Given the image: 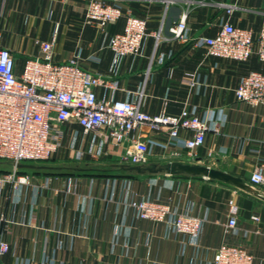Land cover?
Listing matches in <instances>:
<instances>
[{"label": "crops", "instance_id": "crops-1", "mask_svg": "<svg viewBox=\"0 0 264 264\" xmlns=\"http://www.w3.org/2000/svg\"><path fill=\"white\" fill-rule=\"evenodd\" d=\"M89 1L0 0V45L10 49L16 70L24 59L38 55L39 42L50 39L57 25V61L81 49L82 68L115 81L117 98L140 92L141 108L150 114H178L185 107L195 108L201 118L213 112L219 132H207L194 161L184 147L191 134L180 130L178 145L156 147L143 164L121 161L109 151L99 163H19L18 174L31 175L32 183L0 189V236L9 243L0 262L210 264L223 243H234L254 256L253 264H264V197L255 193L264 195V186L250 182L264 163V106L235 96L245 75L264 73V62L256 53L246 61L209 55L204 46L182 42L170 30L188 11L187 33L194 40L215 35L225 21L257 36L264 22V0H104L120 4L124 15L103 30L84 23ZM127 14L146 18L148 35L141 54L124 56L112 66L109 41L123 29ZM98 91L103 93V88ZM143 135L169 139L166 130ZM176 150L180 156H172ZM0 160V171L11 170V161ZM175 161L223 170L241 177L249 188L160 169ZM142 199L203 218L199 237L170 232L165 223L141 219L125 204ZM231 215L237 217L238 235L227 232Z\"/></svg>", "mask_w": 264, "mask_h": 264}, {"label": "built area", "instance_id": "built-area-1", "mask_svg": "<svg viewBox=\"0 0 264 264\" xmlns=\"http://www.w3.org/2000/svg\"><path fill=\"white\" fill-rule=\"evenodd\" d=\"M227 11L231 13L232 8ZM187 12L170 28L175 38L182 42L193 40L212 56L246 61L256 53L264 62V22L257 36L250 29L225 21L215 35L194 40L187 33ZM123 15L118 3L90 0L84 23L103 30ZM57 33L56 25L51 38L39 42L38 55L24 59L20 71L16 70L10 49L0 45V159L12 163L11 170L0 171V189L5 185L16 189L17 185L31 184V175L18 174L19 163L49 159L59 151L81 158H100L109 151L137 165L149 162L156 147L167 149L178 145L180 130H186L191 134L184 140L186 155L194 161L197 150L205 144L207 132H219V120L213 112L201 118L195 108L185 107L178 114H150L141 108L140 92L117 98L119 87L115 81L82 68L81 49L66 61L55 59ZM147 35V19L127 14L123 29L109 41L112 66L124 56L141 54ZM235 96L239 101L264 106V73L251 71L245 75L235 89ZM73 123L80 129L69 128ZM163 130L169 134L166 142L143 135L145 131ZM180 154L177 150L172 152L175 157ZM250 182L264 186V163L253 171ZM255 193L264 197L259 191ZM125 204L141 219L165 223L170 232L197 239L202 231L203 218L181 212L168 203L142 199ZM227 232L239 234L235 215L228 219ZM243 235L248 237L249 232L244 231ZM8 250L9 243L0 236V257ZM253 261L254 256L243 245L223 243L210 264H253Z\"/></svg>", "mask_w": 264, "mask_h": 264}, {"label": "water", "instance_id": "water-1", "mask_svg": "<svg viewBox=\"0 0 264 264\" xmlns=\"http://www.w3.org/2000/svg\"><path fill=\"white\" fill-rule=\"evenodd\" d=\"M133 169L140 170L139 166H133ZM161 170H165L168 174L173 175L177 173H187L191 175H203L210 179H219L227 183H232L239 188L248 189L249 185L244 182L241 177L235 176L233 174L227 173L223 170L201 165L198 163H182L179 161L169 162L160 167Z\"/></svg>", "mask_w": 264, "mask_h": 264}, {"label": "rangeland", "instance_id": "rangeland-1", "mask_svg": "<svg viewBox=\"0 0 264 264\" xmlns=\"http://www.w3.org/2000/svg\"><path fill=\"white\" fill-rule=\"evenodd\" d=\"M69 128L71 129H80L78 125L75 123L70 124ZM1 161V160H0ZM61 163H83V162H90V163H99L101 162L100 158H93L90 156H87L85 158L77 157V156H70L68 152L65 151H59L57 154H55L53 157L41 161H27L29 163H54V162H60ZM121 161H126L122 159Z\"/></svg>", "mask_w": 264, "mask_h": 264}]
</instances>
